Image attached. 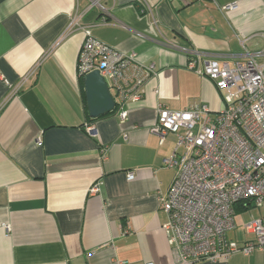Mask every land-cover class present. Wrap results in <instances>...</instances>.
<instances>
[{
    "label": "crops",
    "instance_id": "crops-1",
    "mask_svg": "<svg viewBox=\"0 0 264 264\" xmlns=\"http://www.w3.org/2000/svg\"><path fill=\"white\" fill-rule=\"evenodd\" d=\"M84 29L153 67L139 99L93 121L77 73ZM190 51L264 68V0H0V264H173L159 197L176 137L160 143L157 112L224 107L187 69ZM243 206L227 233L238 245L254 240L248 221L264 224V204ZM194 264H264V252Z\"/></svg>",
    "mask_w": 264,
    "mask_h": 264
},
{
    "label": "built area",
    "instance_id": "built-area-1",
    "mask_svg": "<svg viewBox=\"0 0 264 264\" xmlns=\"http://www.w3.org/2000/svg\"><path fill=\"white\" fill-rule=\"evenodd\" d=\"M83 33L78 76L97 71L115 106L139 99L153 67L140 65L133 53L125 55L97 41L89 29ZM189 54L187 69L214 85L224 107L212 113L197 103L183 111L157 112L152 132L160 143L167 134L176 137L173 151L162 160L175 174L166 194L159 197V207L168 217L163 229L173 264L216 263L237 253L264 252L260 219L244 225L253 241L238 245L227 237L235 226L236 205L264 204V68L253 57L230 65L221 58ZM119 117L125 119L126 113ZM133 179V172L126 174L128 182ZM101 184L95 182L89 194H97Z\"/></svg>",
    "mask_w": 264,
    "mask_h": 264
},
{
    "label": "water",
    "instance_id": "water-1",
    "mask_svg": "<svg viewBox=\"0 0 264 264\" xmlns=\"http://www.w3.org/2000/svg\"><path fill=\"white\" fill-rule=\"evenodd\" d=\"M83 86L87 112L91 119L99 118L114 110L115 103L113 98L104 79L97 71H93L83 77Z\"/></svg>",
    "mask_w": 264,
    "mask_h": 264
},
{
    "label": "trees",
    "instance_id": "trees-1",
    "mask_svg": "<svg viewBox=\"0 0 264 264\" xmlns=\"http://www.w3.org/2000/svg\"><path fill=\"white\" fill-rule=\"evenodd\" d=\"M78 82H79V86H80V88L82 89V98H83V100H84V102H85V95H84V91H83V77L82 76H79V78H78ZM86 107V106H85ZM116 108V107H115ZM115 108H114V110H115ZM114 110L112 111V112H110V113H113L114 112ZM110 113H108V114H110ZM108 114H105V115H103V116H106V115H108ZM103 116H101V117H103ZM86 117H87V119H88V121H93V120H95V119H91L89 116H88V113H87V107H86ZM100 118V117H99ZM97 119V118H96ZM239 205H243V204H238V205H236L235 206V210L237 209V206H239ZM249 206H251V204H247L246 206H243V208H247V207H249Z\"/></svg>",
    "mask_w": 264,
    "mask_h": 264
},
{
    "label": "rangeland",
    "instance_id": "rangeland-1",
    "mask_svg": "<svg viewBox=\"0 0 264 264\" xmlns=\"http://www.w3.org/2000/svg\"><path fill=\"white\" fill-rule=\"evenodd\" d=\"M111 93L113 94V91H111Z\"/></svg>",
    "mask_w": 264,
    "mask_h": 264
}]
</instances>
